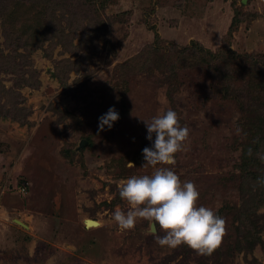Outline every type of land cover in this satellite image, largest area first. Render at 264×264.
Instances as JSON below:
<instances>
[{
  "label": "rangeland",
  "instance_id": "rangeland-1",
  "mask_svg": "<svg viewBox=\"0 0 264 264\" xmlns=\"http://www.w3.org/2000/svg\"><path fill=\"white\" fill-rule=\"evenodd\" d=\"M222 47L264 52V0H0V264H264V185L238 169L243 112L206 66ZM110 106L119 119L99 130ZM161 107L189 129L166 166L198 205H221L210 253L112 218L129 208L121 183L154 171L143 120Z\"/></svg>",
  "mask_w": 264,
  "mask_h": 264
},
{
  "label": "clouds",
  "instance_id": "clouds-1",
  "mask_svg": "<svg viewBox=\"0 0 264 264\" xmlns=\"http://www.w3.org/2000/svg\"><path fill=\"white\" fill-rule=\"evenodd\" d=\"M156 100L162 106L168 105L166 87L157 89ZM118 119L119 112L110 106L98 117V129H111ZM143 121L146 139L151 144L141 150L142 166H153L154 171L130 176L121 183L119 196L129 208L127 211L117 208L112 213L113 220L120 228L131 229L142 218L148 222L147 233L160 245L186 244L199 253H210L220 244L225 230L224 218L218 215L221 205L217 204L216 210L198 205L199 191L194 182L181 181L174 169L166 166L175 165L176 153L188 150L185 142L189 129L181 125L171 107H161L150 120ZM130 166H134L132 162ZM157 225L163 235L154 231Z\"/></svg>",
  "mask_w": 264,
  "mask_h": 264
},
{
  "label": "trees",
  "instance_id": "trees-1",
  "mask_svg": "<svg viewBox=\"0 0 264 264\" xmlns=\"http://www.w3.org/2000/svg\"><path fill=\"white\" fill-rule=\"evenodd\" d=\"M192 45L195 46V43ZM187 48L191 49L188 46ZM206 58V66L211 70L210 75L225 79L224 91L228 92L226 95H232L243 112L239 119L240 135L237 138L242 149L238 169L242 181L245 179L251 189H259L260 181L264 185V52L241 54L228 47H222L214 52L209 51ZM235 76L243 81L238 87L232 82ZM23 84L34 83L25 79ZM252 178L258 179L259 183L249 181Z\"/></svg>",
  "mask_w": 264,
  "mask_h": 264
},
{
  "label": "bare ground",
  "instance_id": "bare-ground-1",
  "mask_svg": "<svg viewBox=\"0 0 264 264\" xmlns=\"http://www.w3.org/2000/svg\"><path fill=\"white\" fill-rule=\"evenodd\" d=\"M94 220V219H93ZM97 223H98V221L97 220H94V222H89L88 223V226H96L97 225Z\"/></svg>",
  "mask_w": 264,
  "mask_h": 264
},
{
  "label": "water",
  "instance_id": "water-1",
  "mask_svg": "<svg viewBox=\"0 0 264 264\" xmlns=\"http://www.w3.org/2000/svg\"><path fill=\"white\" fill-rule=\"evenodd\" d=\"M81 144H84V142H82ZM85 221H87V225H88L89 222H94V220L93 219H90V218L85 219Z\"/></svg>",
  "mask_w": 264,
  "mask_h": 264
}]
</instances>
